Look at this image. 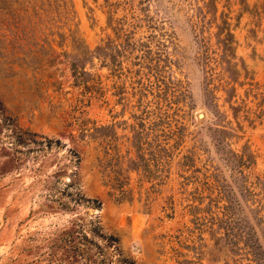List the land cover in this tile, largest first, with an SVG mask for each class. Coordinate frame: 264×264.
Segmentation results:
<instances>
[{
  "label": "rangeland",
  "instance_id": "obj_1",
  "mask_svg": "<svg viewBox=\"0 0 264 264\" xmlns=\"http://www.w3.org/2000/svg\"><path fill=\"white\" fill-rule=\"evenodd\" d=\"M263 239L264 0H0V264H264Z\"/></svg>",
  "mask_w": 264,
  "mask_h": 264
},
{
  "label": "trees",
  "instance_id": "obj_2",
  "mask_svg": "<svg viewBox=\"0 0 264 264\" xmlns=\"http://www.w3.org/2000/svg\"><path fill=\"white\" fill-rule=\"evenodd\" d=\"M222 21L224 22V32L222 34V38H221V41H222V44L225 45V50H228V52L230 54L233 53V47L231 46V42H232V37H233V34L229 31V28H228V23L226 22L225 19H222ZM233 92H234V87H230V91H229V94L230 95H233ZM230 108L232 109V115L236 117V109H237V105H230ZM240 129V125H238V123L236 122V124L234 126H232L230 124V121L229 120H226L225 121V124L222 126V128H220V130L226 134H234L236 135L235 132H237V130ZM222 136H225L224 134ZM46 145H50L51 143H59V140L58 139H49V138H46V141H45ZM252 159H253V155L251 153V151L249 150L248 146L244 143L241 147V152L240 153H232V156H231V162L232 164H234L235 162H238L240 164H248V163H251L252 162ZM85 200H88V198H85ZM93 202H95L94 204L95 205H98L99 204V201L97 199H91ZM227 203L225 204H222V207H225L226 209H228V206L230 205V200H226ZM254 211H258L256 209V207H253ZM228 223V221H227ZM244 234H247L248 235H252V241H246L245 239V235L243 234L242 236H244L241 241H243L245 247L249 248V251L251 253V255L253 254L254 251H252V247L253 246H256V247H259L261 244L259 242V238L258 236L256 235V232H253L251 231L250 229V234H248V230H242ZM222 234H230V229L228 228V226L225 225V230H223ZM264 241V239H263ZM253 256V255H252Z\"/></svg>",
  "mask_w": 264,
  "mask_h": 264
}]
</instances>
